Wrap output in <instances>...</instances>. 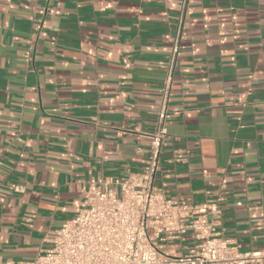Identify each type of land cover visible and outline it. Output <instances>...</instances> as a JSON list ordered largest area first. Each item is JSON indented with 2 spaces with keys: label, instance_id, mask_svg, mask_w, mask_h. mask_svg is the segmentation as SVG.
<instances>
[{
  "label": "crops",
  "instance_id": "0c3cea01",
  "mask_svg": "<svg viewBox=\"0 0 264 264\" xmlns=\"http://www.w3.org/2000/svg\"><path fill=\"white\" fill-rule=\"evenodd\" d=\"M180 11L0 0V263L48 249L89 180L117 192L143 170ZM167 108L154 186L198 229L155 248L177 257L212 232L264 255V0L188 1Z\"/></svg>",
  "mask_w": 264,
  "mask_h": 264
},
{
  "label": "built area",
  "instance_id": "2783aa9c",
  "mask_svg": "<svg viewBox=\"0 0 264 264\" xmlns=\"http://www.w3.org/2000/svg\"><path fill=\"white\" fill-rule=\"evenodd\" d=\"M188 1L181 0L143 170L115 179L111 185L117 187V192L108 183L89 180L85 207L47 235L45 242L51 245L48 249L39 251L30 262L0 264H252L264 260L263 254L240 252L212 232L186 254L177 257L159 252L152 242L163 234L181 235L187 228L198 229L193 223H179L191 208L166 198L154 186L167 135V102Z\"/></svg>",
  "mask_w": 264,
  "mask_h": 264
}]
</instances>
